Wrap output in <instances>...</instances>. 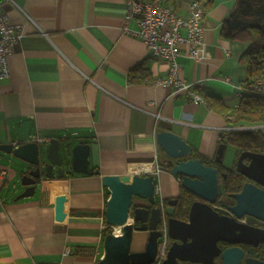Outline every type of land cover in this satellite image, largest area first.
Instances as JSON below:
<instances>
[{
	"label": "crops",
	"instance_id": "1",
	"mask_svg": "<svg viewBox=\"0 0 264 264\" xmlns=\"http://www.w3.org/2000/svg\"><path fill=\"white\" fill-rule=\"evenodd\" d=\"M190 1L174 6L186 14ZM213 3L204 18V57L195 60L184 47L179 57L181 78L199 83L206 100L202 104L155 82L168 72V64L143 39L125 31L126 25L137 27L135 18L126 19L125 0L3 3L10 21L25 25V36L10 56V78L0 80V143L17 145L40 136L73 137L75 143L84 138L91 143L90 168L99 173L65 175L16 199L24 187L15 183L9 161L0 159V261L96 264L105 253V230L114 231L105 220L110 190L103 175L154 173L159 201L181 192V181L158 143L161 130L181 134L194 150L215 158L232 126L208 98L221 97L232 108L240 104L245 67L239 57L245 46L221 35L236 0ZM136 66L142 68L143 80L130 79ZM59 197L67 198L66 214L57 212ZM135 202L148 204L139 198ZM148 238V231H135L132 250H144ZM213 264L224 263L217 259Z\"/></svg>",
	"mask_w": 264,
	"mask_h": 264
},
{
	"label": "water",
	"instance_id": "2",
	"mask_svg": "<svg viewBox=\"0 0 264 264\" xmlns=\"http://www.w3.org/2000/svg\"><path fill=\"white\" fill-rule=\"evenodd\" d=\"M158 143L165 152V163L171 165L173 175H181V185L197 195L187 220L175 216L176 197L156 198L154 173L107 174L103 185L110 190L106 201L105 220L110 226H121V232H108L104 237L105 253L96 264H152L159 249L163 231V210L167 215L170 245L164 264H180L190 261L213 264L221 259L224 264H264V258L247 254L239 244L259 246L264 244V188L246 181L242 189L233 193V204H225L229 213H221L215 205L221 190L220 171L215 165H207L193 154L194 148L181 134L161 130ZM70 140L52 137L49 141H25L0 143V159L9 161L15 171L18 187H24L16 199L31 196L47 181L74 173H99L90 168L91 143L78 138ZM227 143H220L215 160L224 163ZM249 159L246 162L245 159ZM237 170L264 186V152L242 151L237 160ZM226 177V173H222ZM145 199L148 204L135 202ZM67 198L56 200L58 214H66ZM163 201V204H162ZM251 216L263 222L255 225L240 219ZM146 230L149 238L144 250H132L135 231ZM220 242L230 243L222 246Z\"/></svg>",
	"mask_w": 264,
	"mask_h": 264
},
{
	"label": "trees",
	"instance_id": "3",
	"mask_svg": "<svg viewBox=\"0 0 264 264\" xmlns=\"http://www.w3.org/2000/svg\"><path fill=\"white\" fill-rule=\"evenodd\" d=\"M172 5L179 0H166ZM213 0H207L206 10L213 6ZM221 35L226 39L238 40L244 44L239 61L245 67V77L240 82L244 92L240 104L232 108L217 96L208 98L209 106L216 112L223 114L231 126L244 127L264 124V0H236L235 8L224 19L221 26ZM142 68L136 66L130 71L131 80H143L145 75ZM220 143L233 144L236 147L235 159L244 150L264 152V130L260 128L230 129L224 132ZM199 156L207 165L219 167L221 190L219 204L235 203L231 196L242 189L249 179L237 170V167H227L214 159H209L204 154L194 150L193 154L186 157ZM171 169V165H168ZM226 173V177L222 175ZM199 197L181 185V192L176 196L175 216L187 220L192 203ZM170 198H165L168 203ZM219 210V208H217ZM110 232L105 230V235ZM222 245V242H220ZM224 243L222 246H230ZM243 246V245H242ZM248 255L254 257L264 256V244L259 246H243Z\"/></svg>",
	"mask_w": 264,
	"mask_h": 264
},
{
	"label": "built area",
	"instance_id": "4",
	"mask_svg": "<svg viewBox=\"0 0 264 264\" xmlns=\"http://www.w3.org/2000/svg\"><path fill=\"white\" fill-rule=\"evenodd\" d=\"M5 1L7 0H0V80L10 78V56L25 36V25L10 21L9 14L3 8ZM206 1L191 0L188 4V13L184 14L168 4L166 0H125L127 21L132 18L137 20L136 28L126 25L125 31L143 39L149 51L154 56L164 59L168 64V72L158 77L155 82L172 88L174 94L183 95L195 104L205 103V97L198 88L199 83L188 82L181 78L182 65L179 57L183 47L187 48L188 54L195 60L204 57ZM227 79L229 80L230 76ZM153 115L161 117L159 113H153ZM259 126H247L246 128H258ZM242 128L245 127H230V129ZM50 139V137L40 136L35 140L45 142ZM2 174L5 175V171H2ZM177 180L182 181V176L177 175ZM157 191L158 186L156 193ZM215 207L229 213V210L221 206L219 202ZM240 220L255 225L263 224L261 220L251 216H245ZM159 229L163 231V235L159 238L158 253L152 264H164L167 258L170 240L165 210H163V222L159 225ZM0 264H16V262L0 261Z\"/></svg>",
	"mask_w": 264,
	"mask_h": 264
},
{
	"label": "rangeland",
	"instance_id": "5",
	"mask_svg": "<svg viewBox=\"0 0 264 264\" xmlns=\"http://www.w3.org/2000/svg\"><path fill=\"white\" fill-rule=\"evenodd\" d=\"M264 124L260 125L258 128L262 127ZM71 140H74L72 137ZM235 153H236V147L233 144H228L225 157H224V164L228 167H232L235 160Z\"/></svg>",
	"mask_w": 264,
	"mask_h": 264
},
{
	"label": "flooded vegetation",
	"instance_id": "6",
	"mask_svg": "<svg viewBox=\"0 0 264 264\" xmlns=\"http://www.w3.org/2000/svg\"><path fill=\"white\" fill-rule=\"evenodd\" d=\"M237 160H238V157L234 160V164H233V166H235V168L237 167ZM245 161L246 162H249V159H245ZM232 166V167H233ZM229 167V166H228ZM232 167H229V168H232ZM249 179V181H252V182H254V183H256L258 186H260V187H262V188H264V186L262 185V184H260L259 182H257V181H255V180H253V179H251V178H248ZM198 199H200V198H198ZM198 199H196V200H198ZM219 211L221 212V213H225V210H223V209H219ZM262 226H264V224L262 225ZM225 242H222V245L224 244ZM239 245H245V246H251V245H249V244H244V243H241V244H239ZM260 258H264V256H261Z\"/></svg>",
	"mask_w": 264,
	"mask_h": 264
},
{
	"label": "bare ground",
	"instance_id": "7",
	"mask_svg": "<svg viewBox=\"0 0 264 264\" xmlns=\"http://www.w3.org/2000/svg\"><path fill=\"white\" fill-rule=\"evenodd\" d=\"M143 167L145 168V167H150L149 165L148 166H136V167H132V170H134V169H143ZM114 231L116 232V233H120L121 232V226H114Z\"/></svg>",
	"mask_w": 264,
	"mask_h": 264
}]
</instances>
